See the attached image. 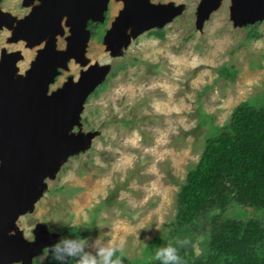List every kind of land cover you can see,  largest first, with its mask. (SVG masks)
Wrapping results in <instances>:
<instances>
[{
	"label": "rangeland",
	"instance_id": "1",
	"mask_svg": "<svg viewBox=\"0 0 264 264\" xmlns=\"http://www.w3.org/2000/svg\"><path fill=\"white\" fill-rule=\"evenodd\" d=\"M201 1L149 0L154 7L170 6L174 15L162 27L136 36L127 26L128 41L122 40L114 55L107 33L123 1L106 0L101 25L96 32L87 31L80 58L68 55L71 26L67 16L61 18L52 44L66 58L44 97L76 83L90 68L101 67L104 74L68 133L70 138L87 137L85 146L43 181L36 202L14 221L9 235L19 232L27 242L38 234L59 239V231L69 227L84 232L90 247L93 242L111 245L141 264L153 263L158 248L179 240L169 234L176 196L205 140L220 132L239 104L264 107V18L237 25L230 18V0H220L199 21ZM33 4L41 8L43 2L25 6L24 0H0L6 18L0 25V60L14 61L18 79L27 76L48 42L47 36L30 46L16 36ZM248 214L264 221L261 214ZM207 217L184 245L195 258L206 254ZM47 253L43 248L32 264H42Z\"/></svg>",
	"mask_w": 264,
	"mask_h": 264
},
{
	"label": "water",
	"instance_id": "2",
	"mask_svg": "<svg viewBox=\"0 0 264 264\" xmlns=\"http://www.w3.org/2000/svg\"><path fill=\"white\" fill-rule=\"evenodd\" d=\"M29 1L34 0H24V5ZM37 1L43 2L42 7L33 20L20 22L17 38H30V46L35 45L48 34L58 33L59 21L67 16L73 36L68 52L80 58L88 37L87 23L102 22L106 0ZM121 1L124 8L107 33L112 55L122 40L128 41L127 26L136 36L162 27L174 15L170 6L154 7L149 0ZM201 2L199 21L215 10L220 0ZM232 7L237 25L264 18V0H234ZM5 21L0 13V25ZM65 58L63 52H54L51 39L25 78L13 77L11 59L0 67V264H32L43 248L49 250L58 240L57 235L38 234L35 241L27 242L19 232L9 235V231L14 221L32 208L44 189L43 181L53 177L62 162L87 141V137L70 138L68 133L78 122L86 96L102 78L103 68H90L76 83L70 82L52 96L44 97L56 67Z\"/></svg>",
	"mask_w": 264,
	"mask_h": 264
},
{
	"label": "trees",
	"instance_id": "3",
	"mask_svg": "<svg viewBox=\"0 0 264 264\" xmlns=\"http://www.w3.org/2000/svg\"><path fill=\"white\" fill-rule=\"evenodd\" d=\"M100 25L90 21L86 29L96 32ZM153 33L161 38L159 32ZM232 209L239 212L229 215ZM248 212L264 217V107L241 103L220 132L205 140L197 164L177 193L175 225L169 234L180 237L170 243L177 249L180 264H264V221ZM204 217L210 228L206 254L195 258L184 245ZM81 236L85 233L69 227L59 231V239ZM117 258L120 264H141L115 253L113 259ZM42 264L59 262L47 253ZM64 264L76 262L70 258ZM151 264L162 262L156 259Z\"/></svg>",
	"mask_w": 264,
	"mask_h": 264
},
{
	"label": "clouds",
	"instance_id": "4",
	"mask_svg": "<svg viewBox=\"0 0 264 264\" xmlns=\"http://www.w3.org/2000/svg\"><path fill=\"white\" fill-rule=\"evenodd\" d=\"M149 237H145V240ZM195 247V246H194ZM117 249L109 245L106 247H96L95 242L89 246V241L85 237L79 239L66 237L58 239L49 249L50 254L59 264H64L67 259H74L76 264H120V260L113 259ZM199 254V248H195ZM155 259L162 264H180V257L177 249L171 245L160 247L155 253Z\"/></svg>",
	"mask_w": 264,
	"mask_h": 264
},
{
	"label": "bare ground",
	"instance_id": "5",
	"mask_svg": "<svg viewBox=\"0 0 264 264\" xmlns=\"http://www.w3.org/2000/svg\"><path fill=\"white\" fill-rule=\"evenodd\" d=\"M49 0H47L46 2H48ZM32 2V1H31ZM233 2H234V0H230V3H231V6L233 5ZM30 3V1L29 2H27V3H25V5H27L28 6V4ZM43 5V4H42ZM32 8L30 9V13L26 16V20H28V21H31V20H33V18H34V15L39 11L38 9L39 8H37V7H35V6H31ZM42 7V6H41ZM234 9H233V7L232 8H230V18H231V20L233 21V22H236L235 20H236V18H234ZM59 24V23H58ZM153 25V23L152 22H150L149 23V26L151 27ZM128 28V27H127ZM19 29V28H18ZM126 30V29H125ZM71 31H72V27H71ZM132 36V35H131ZM130 36V37H131ZM52 35L50 34V35H48V38H47V40L49 41V40H51L52 39ZM72 38H73V36H71L70 37V39H68V45H67V48H69V46L72 44ZM24 40L27 42V43H30V38H24ZM122 44V43H121ZM67 52H68V50H67ZM57 53V52H56ZM65 54V53H64ZM67 55V54H66ZM68 55H71L69 52H68ZM112 55V54H111ZM4 64H5V59H1L0 60V67L1 66H4ZM15 72V68L13 67V69H12V73H13V75L15 74L14 73Z\"/></svg>",
	"mask_w": 264,
	"mask_h": 264
},
{
	"label": "flooded vegetation",
	"instance_id": "6",
	"mask_svg": "<svg viewBox=\"0 0 264 264\" xmlns=\"http://www.w3.org/2000/svg\"><path fill=\"white\" fill-rule=\"evenodd\" d=\"M34 1H35V0H34ZM31 6H32V5H31ZM33 6H35V7H37V8H40L39 6H37V5H35V4H33ZM29 8L31 9L32 7H29ZM29 13H30V11H29ZM29 13H28V14H29ZM28 14H27V15H28ZM90 32L93 33V31H90Z\"/></svg>",
	"mask_w": 264,
	"mask_h": 264
}]
</instances>
